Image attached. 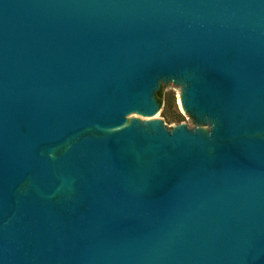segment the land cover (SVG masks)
<instances>
[{
    "label": "water",
    "instance_id": "1",
    "mask_svg": "<svg viewBox=\"0 0 264 264\" xmlns=\"http://www.w3.org/2000/svg\"><path fill=\"white\" fill-rule=\"evenodd\" d=\"M0 264H264V0H0Z\"/></svg>",
    "mask_w": 264,
    "mask_h": 264
},
{
    "label": "rangeland",
    "instance_id": "2",
    "mask_svg": "<svg viewBox=\"0 0 264 264\" xmlns=\"http://www.w3.org/2000/svg\"><path fill=\"white\" fill-rule=\"evenodd\" d=\"M177 94L178 86L173 85L172 83L166 84L162 87L161 109L156 113V116L162 118V121L167 126H171L179 122H185L189 126H192L193 124L191 119L182 112L177 104Z\"/></svg>",
    "mask_w": 264,
    "mask_h": 264
},
{
    "label": "trees",
    "instance_id": "3",
    "mask_svg": "<svg viewBox=\"0 0 264 264\" xmlns=\"http://www.w3.org/2000/svg\"><path fill=\"white\" fill-rule=\"evenodd\" d=\"M161 96H162V88L156 93V97L160 103H161ZM172 100H173V98H172Z\"/></svg>",
    "mask_w": 264,
    "mask_h": 264
}]
</instances>
